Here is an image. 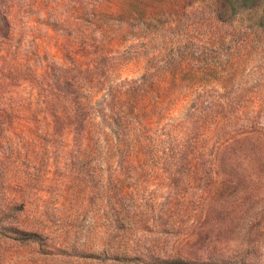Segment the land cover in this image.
<instances>
[{
	"label": "rangeland",
	"instance_id": "374dc122",
	"mask_svg": "<svg viewBox=\"0 0 264 264\" xmlns=\"http://www.w3.org/2000/svg\"><path fill=\"white\" fill-rule=\"evenodd\" d=\"M0 264H264V0H0Z\"/></svg>",
	"mask_w": 264,
	"mask_h": 264
}]
</instances>
